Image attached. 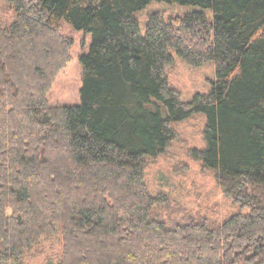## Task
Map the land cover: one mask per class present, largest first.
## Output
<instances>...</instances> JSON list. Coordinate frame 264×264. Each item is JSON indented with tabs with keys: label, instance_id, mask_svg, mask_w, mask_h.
<instances>
[{
	"label": "trees",
	"instance_id": "obj_1",
	"mask_svg": "<svg viewBox=\"0 0 264 264\" xmlns=\"http://www.w3.org/2000/svg\"><path fill=\"white\" fill-rule=\"evenodd\" d=\"M151 1L208 9L133 13ZM0 264H26L58 235L49 264H264V0H0ZM65 20L91 34L76 106L53 105L71 61ZM174 53L212 62L207 93L184 101ZM202 112L192 157L247 213L193 214L147 181L148 159Z\"/></svg>",
	"mask_w": 264,
	"mask_h": 264
},
{
	"label": "rangeland",
	"instance_id": "obj_2",
	"mask_svg": "<svg viewBox=\"0 0 264 264\" xmlns=\"http://www.w3.org/2000/svg\"><path fill=\"white\" fill-rule=\"evenodd\" d=\"M195 11L204 12L208 19L212 20V13L208 9L164 1H151L133 15L144 34L147 17L152 13L184 16ZM59 28L62 34L72 39L71 61L57 76L50 94V102L53 105L76 106L81 102L83 87L81 56L88 53L92 37L83 30L75 29L64 19L60 21ZM172 54L175 64L168 72L169 82L182 94L183 100L190 101L195 94L207 93L216 79L214 64L206 62L201 66L192 67ZM205 122V115L197 112L187 119L174 123L172 128L177 132L178 140L163 154L148 159L146 178L152 191H163L193 214L221 222L235 213H247L248 208L242 209L226 197L218 188L214 174L193 159L192 152L205 147L202 135ZM59 250V237L55 235L43 241L38 247L37 255L32 259H26V264L55 262L54 258Z\"/></svg>",
	"mask_w": 264,
	"mask_h": 264
}]
</instances>
